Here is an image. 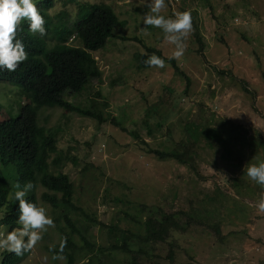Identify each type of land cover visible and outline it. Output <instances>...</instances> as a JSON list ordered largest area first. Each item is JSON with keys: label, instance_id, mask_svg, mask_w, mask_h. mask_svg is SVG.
<instances>
[{"label": "rangeland", "instance_id": "obj_1", "mask_svg": "<svg viewBox=\"0 0 264 264\" xmlns=\"http://www.w3.org/2000/svg\"><path fill=\"white\" fill-rule=\"evenodd\" d=\"M94 1L108 2L120 18L126 19V25L117 26L114 32L138 36L149 46L160 49L165 56L171 55L174 45L164 41L163 32L143 24V16L148 12L146 0ZM212 3L213 8L198 7L204 48L192 29L185 40V53L177 61L190 79L188 87L187 81L166 61L164 68H140L137 54L146 51L144 45L136 40L115 38L97 53L102 81L94 80L90 92L74 93L69 97L73 103H81L84 107L90 105L91 99L100 103L106 99L109 105L104 107V113L111 112L128 130L139 131L147 144L134 139L112 121L98 123L93 117L59 106L41 107L39 121L59 129V149L77 156L79 163L75 165L67 160L63 170L74 182V202L89 216H95L98 222L135 230L138 225L126 215L137 214L141 205L149 208L161 205L172 211L188 208L187 199L193 197L197 189L217 193L221 206L227 205L229 197L236 195L248 204L245 216L236 215L231 219L222 240L202 225L173 232L181 248L177 263L259 264L264 260V214H257L255 205L264 189L248 179L246 167L264 159V0H212ZM75 9L74 4L65 6L56 0L51 13ZM182 9H188L184 0H166L160 15L172 17ZM231 10L234 13L232 21L228 20ZM219 71L223 73L219 75ZM244 85L250 93L243 89ZM97 92L101 96H97ZM161 99L166 101L167 119L163 128H155L157 137H153L147 133L142 120L147 107ZM201 102L207 110L244 127L248 131V143L250 137H257L259 142L252 146L242 142L233 145L229 141L230 152L222 156V149L215 153L208 146L206 133L201 128L195 139L201 153L198 177L174 159L158 158L149 150L163 149V141L170 143L172 138L167 127L177 140ZM0 103V120L18 115L25 100L16 83L0 80ZM156 118H152V125ZM84 166L87 167L85 171ZM234 177L245 183L241 186L242 193L227 182L228 178ZM176 190L178 197H174ZM44 191L46 188L41 185L36 189L39 204L53 217L51 204L41 198ZM139 214L145 216V213ZM85 215L80 211L71 214L73 219L79 218L80 223L86 224L89 220ZM100 226H91L86 235L102 247H108L111 253L102 255V262L94 259L92 264H126V255L110 249L108 230L102 224ZM230 230L238 233L229 234ZM7 232L6 228L0 227V233ZM74 239L82 242L78 234ZM60 241V231L55 223L20 264H68L66 258L53 260V253L47 248L55 247ZM156 247V253L166 255L167 243L159 242ZM2 253L0 251V261ZM77 263L88 264L87 258H80ZM162 264L170 262L164 259Z\"/></svg>", "mask_w": 264, "mask_h": 264}, {"label": "trees", "instance_id": "obj_2", "mask_svg": "<svg viewBox=\"0 0 264 264\" xmlns=\"http://www.w3.org/2000/svg\"><path fill=\"white\" fill-rule=\"evenodd\" d=\"M57 1H61L65 6L74 4L76 9L63 10L53 14L51 11L56 6V0H41L37 7L45 19L47 34L44 37L29 34L27 21H22L17 31V38L24 42L28 59L15 72H0V80L5 79L16 83L25 100V103L21 104L17 116L0 120V211H2L0 227L3 226L7 231H11L19 226L16 222L18 202L12 199L9 194L16 190L14 185L17 181L21 186L31 181L35 187L27 194L26 199L39 204L36 189L39 185L46 188V191L41 194V198L50 203L53 208L54 222L60 231L61 239L66 240L63 256L68 264H78L77 260L83 257L87 258L88 264H92L94 259L99 263L102 255L111 253L108 247H102L86 235L94 225L102 224L107 228L111 239L110 249L124 253L126 264H162L164 259L170 264H178L177 258L181 248L173 237L175 230L186 231L192 226L202 225L222 240L224 230L228 227L227 224L231 222V219L236 215L245 216L244 211L248 204L236 195L230 196L229 203L221 206L217 193L197 189L195 195L187 199L188 208L181 207L172 211L166 210L161 205L150 208L147 205H141L137 214L126 215L138 225L139 228L135 230L98 222L95 216H89L74 202V182L70 174L63 168L66 166L67 160H71L77 165L78 158L75 155L63 153L59 149V129L40 123V108L59 106L83 116L93 117L97 119L98 123L112 121L123 131H128L134 139H139L141 143L147 144L139 131L128 130L111 112L104 113V107L109 105L106 99L102 103L91 99L90 105L86 107L81 103H73L69 99L74 93L90 92L94 80L102 81V70L96 59L97 53L111 39L136 40L142 43L146 50L137 54L140 68L146 67L143 61L148 56L155 54L173 66L178 75L187 81V87L190 85V79L177 60H169L160 49L149 46L138 36L130 37L119 34L118 30L114 32L117 26H124L127 21L120 18L108 2ZM184 4L188 9H182V11L187 10L191 13L192 29L203 49L204 40L199 32L198 7L213 8L212 0H184ZM229 13L228 20L232 21L234 13L232 10ZM73 36V42L77 43L70 42V38ZM222 73L223 71L218 72L219 75ZM243 89L248 93L251 92L245 85ZM172 92L169 89V93L172 94ZM96 94L101 96L100 92ZM165 106V99H161L159 103L147 107L145 110L142 121L150 136L157 137L155 128L158 130L163 128L168 112ZM1 107L0 103V110ZM152 118L157 119L154 122L155 125H152ZM187 123L188 125L182 128L183 132L177 140L173 138L172 130L167 127V132L172 138L170 143L163 141V149L151 148L149 152L155 153L161 159H174L198 177H200L201 153L195 139L201 128L206 133L208 146L214 149L215 153L222 149V156L225 155L224 153L230 152V148H227L229 141H232L233 145L240 142L247 144L249 141L247 140L248 131L244 127L207 110L204 102L199 103V107L191 114ZM250 138L249 145L254 146L259 142L257 137ZM260 161H264V159ZM260 161L256 160L255 162ZM83 168V171L87 169L85 166ZM227 180L229 184L238 188L239 193L241 192V186L245 183L239 177ZM178 196V191H174V197ZM114 198L120 200L119 197ZM73 211L85 213L89 223H80L79 218L73 219L71 216ZM139 213H145V216H140ZM228 233L235 235L238 232L230 230ZM75 234L79 235L82 242L74 239ZM159 242L168 245L167 253L164 256L162 253H156V246ZM58 247L59 243L55 247L47 246L49 250L52 249V253L58 250ZM27 255L29 253L17 257L3 251L0 264H20ZM259 264H264V260Z\"/></svg>", "mask_w": 264, "mask_h": 264}, {"label": "clouds", "instance_id": "obj_3", "mask_svg": "<svg viewBox=\"0 0 264 264\" xmlns=\"http://www.w3.org/2000/svg\"><path fill=\"white\" fill-rule=\"evenodd\" d=\"M38 2L39 0H0V72H15L28 59L24 42L17 38L22 21H27L29 34L40 37L47 34L45 19L37 7ZM146 3L148 12L143 16L144 26L159 28L164 34V41L174 45L168 59L179 61L186 50L185 40L193 28L191 13L187 10L175 12L172 17L166 18L160 15L161 10L166 7V0H146ZM73 39L74 36L70 38ZM143 63L147 67H165V59L155 54L148 56ZM246 175L250 181L264 189V161L247 164ZM14 187L16 190L9 195L18 202L16 222L20 227L13 228L6 234L0 233V251L22 257L31 252L43 238V233L54 227L55 223L45 207L26 199L27 194L35 187L33 182L29 181L21 186L17 181ZM255 208L257 214H264V191H261ZM65 244L66 240L61 239L58 250L53 252V260L64 259Z\"/></svg>", "mask_w": 264, "mask_h": 264}]
</instances>
